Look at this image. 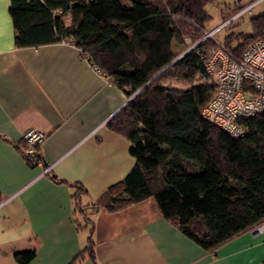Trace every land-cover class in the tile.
<instances>
[{
    "label": "trees",
    "instance_id": "obj_1",
    "mask_svg": "<svg viewBox=\"0 0 264 264\" xmlns=\"http://www.w3.org/2000/svg\"><path fill=\"white\" fill-rule=\"evenodd\" d=\"M209 1L9 0L8 6L15 47L68 42L128 98L106 125L130 142L134 165L106 189L108 212L152 198L166 221L206 251L264 220V107L239 121L240 137L202 115L215 91L203 59L215 45L203 39ZM250 24L251 36L222 43L240 54L248 38L264 39V13ZM185 39L196 45L180 56L172 43ZM20 151L30 165L41 161L23 154L22 141ZM71 186L75 202L86 194L81 184ZM83 221L90 236L71 264L85 254L94 260V223ZM35 256L34 249L13 253L19 264Z\"/></svg>",
    "mask_w": 264,
    "mask_h": 264
},
{
    "label": "crops",
    "instance_id": "obj_2",
    "mask_svg": "<svg viewBox=\"0 0 264 264\" xmlns=\"http://www.w3.org/2000/svg\"><path fill=\"white\" fill-rule=\"evenodd\" d=\"M8 6L0 0V264H19L13 253L25 249L36 252L30 264H71L90 236L84 217L94 260L80 264H264V231L206 251L152 198L108 212L106 189L134 165L130 142L106 125L128 98L70 44L15 47ZM30 127L46 134L36 165L20 151ZM74 183L86 190L76 202Z\"/></svg>",
    "mask_w": 264,
    "mask_h": 264
},
{
    "label": "built area",
    "instance_id": "obj_3",
    "mask_svg": "<svg viewBox=\"0 0 264 264\" xmlns=\"http://www.w3.org/2000/svg\"><path fill=\"white\" fill-rule=\"evenodd\" d=\"M235 1L241 5V0ZM260 1L246 3L232 19L249 12ZM218 30L219 27L205 33L203 39L214 40L212 36ZM214 41V47L203 59L206 72L214 80L215 91L202 108V115L231 136L240 137L244 129L239 121L256 115L264 107V39L254 40L240 54H235L222 42ZM92 68L101 74L95 66L92 65ZM45 139L44 131L33 127L25 129L21 137L23 154L32 159L40 158V147ZM49 170L50 166H46L43 172ZM248 230L252 233L263 232L264 220Z\"/></svg>",
    "mask_w": 264,
    "mask_h": 264
},
{
    "label": "rangeland",
    "instance_id": "obj_4",
    "mask_svg": "<svg viewBox=\"0 0 264 264\" xmlns=\"http://www.w3.org/2000/svg\"><path fill=\"white\" fill-rule=\"evenodd\" d=\"M248 2L249 0H241V5H238L235 0L209 1L205 6V11L209 15V18L204 23V29L207 32H211L219 27V30L214 32L212 38L218 42H224L226 37L231 36L232 40L230 44L232 46L240 42L243 37L251 36L252 29L250 20L264 13V0L253 6L249 12H245L243 15L232 19L240 7H243ZM201 34L203 35V33ZM253 39L248 38L245 44L251 43ZM191 41L193 42V39ZM191 41L185 39L181 43H174V50L178 52L181 50H184L183 52L190 50L196 45H192L193 43ZM107 201L108 198L106 197L105 202Z\"/></svg>",
    "mask_w": 264,
    "mask_h": 264
},
{
    "label": "water",
    "instance_id": "obj_5",
    "mask_svg": "<svg viewBox=\"0 0 264 264\" xmlns=\"http://www.w3.org/2000/svg\"><path fill=\"white\" fill-rule=\"evenodd\" d=\"M185 52H186V51H185ZM185 52H184V53H185ZM184 53H182L180 56H182Z\"/></svg>",
    "mask_w": 264,
    "mask_h": 264
}]
</instances>
